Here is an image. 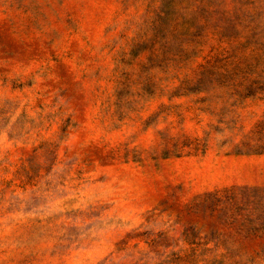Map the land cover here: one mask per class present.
Wrapping results in <instances>:
<instances>
[{
    "label": "rangeland",
    "instance_id": "rangeland-1",
    "mask_svg": "<svg viewBox=\"0 0 264 264\" xmlns=\"http://www.w3.org/2000/svg\"><path fill=\"white\" fill-rule=\"evenodd\" d=\"M0 264H264V0H0Z\"/></svg>",
    "mask_w": 264,
    "mask_h": 264
}]
</instances>
